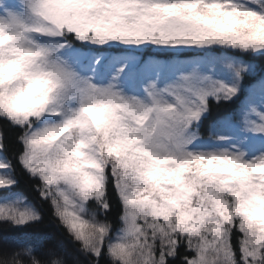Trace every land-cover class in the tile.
<instances>
[{
    "label": "snow or ice",
    "instance_id": "snow-or-ice-1",
    "mask_svg": "<svg viewBox=\"0 0 264 264\" xmlns=\"http://www.w3.org/2000/svg\"><path fill=\"white\" fill-rule=\"evenodd\" d=\"M0 264H264V0H0Z\"/></svg>",
    "mask_w": 264,
    "mask_h": 264
}]
</instances>
